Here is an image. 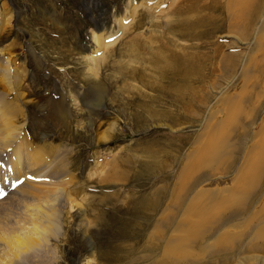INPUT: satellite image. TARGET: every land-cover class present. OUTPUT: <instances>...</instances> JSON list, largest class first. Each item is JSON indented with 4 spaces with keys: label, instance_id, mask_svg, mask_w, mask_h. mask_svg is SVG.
<instances>
[{
    "label": "rangeland",
    "instance_id": "1",
    "mask_svg": "<svg viewBox=\"0 0 264 264\" xmlns=\"http://www.w3.org/2000/svg\"><path fill=\"white\" fill-rule=\"evenodd\" d=\"M88 1L90 13L84 0H0V103L12 117L0 127V234L9 236L13 218L19 228L28 226L22 208L34 203H24L29 184L61 195L56 218L45 224L58 235L17 259L1 243L0 264H130L133 249L141 251L163 216L173 217L175 229L195 223L230 199L244 167L260 171L246 162L254 148V156L263 157L257 144L264 125V10L253 37L242 41L228 33L222 8L202 11L212 0L195 9L216 23L183 29L171 27L179 19L169 14L178 0ZM9 65L18 76L10 88L2 82ZM95 93L100 100L90 104ZM251 101L263 108L249 126L256 110ZM57 104L67 108L65 122L54 115ZM248 127L252 134L243 144L238 136ZM14 136L19 149L33 154L27 148L12 153L16 147L5 138ZM225 142L235 166L229 174L223 170L230 164L216 167L206 151ZM25 154L41 157L35 164L43 163L45 172L17 162ZM164 188L173 200L162 197L163 210L144 221L137 202ZM181 197L179 210L173 201ZM137 223L144 228L135 230ZM244 226L242 217L223 230L240 235ZM167 236L188 238L184 231ZM187 250L209 262L199 248Z\"/></svg>",
    "mask_w": 264,
    "mask_h": 264
},
{
    "label": "bare ground",
    "instance_id": "2",
    "mask_svg": "<svg viewBox=\"0 0 264 264\" xmlns=\"http://www.w3.org/2000/svg\"><path fill=\"white\" fill-rule=\"evenodd\" d=\"M84 1L86 5H88V12L90 13L92 5L88 0ZM200 2L201 0H178V3L176 2V5L169 12V14L173 15L176 19H179L175 21L172 26H170L173 28L177 23L176 27H180L183 29L187 26L198 28L213 24L216 20V18H214L215 16L209 17V15L207 16L201 14V11H197L195 9L198 6L202 5ZM211 5L212 6L210 7H203L202 11H204L206 8H210L212 12L216 13L219 7L222 8L229 22V26L227 27L228 33L237 35L238 39L242 41H248L253 37L252 31L254 24L258 21L259 15L264 10V0H229L227 5L225 6L221 5L220 0H212ZM1 7L2 6L0 4V8ZM191 13L194 14L190 19L188 17ZM217 27L220 28V26ZM100 40V36L95 39L97 46L96 48H99ZM96 52L97 51H90V54L94 55L96 54ZM233 66L234 62L225 65L224 69L227 70L232 68ZM13 70L14 69L12 65H9L8 67H5L4 75H2V82H4L5 85L9 88L18 79L17 75L12 74V72L15 73V70ZM93 77L96 78V75ZM20 97H22V95H20ZM99 100L100 93H95L94 96L89 100V102L91 104L92 102L95 103ZM255 102L251 101V103ZM256 103L255 107L257 106ZM255 107H253V110H256H254L252 119H250L251 121L249 126L256 123L263 108L262 106H260L259 108L258 106L257 108ZM54 108V115L56 116L57 121L61 123L65 122L68 114L66 106H64L63 104H57L54 106ZM3 109V105L0 103V127H3L6 124L12 122V117H9L8 113L6 111L4 112ZM234 114L235 112H230L229 116H233ZM225 122L227 123V120ZM262 126L263 129L260 132L262 140L260 139L261 143H258L257 146H259L258 151L263 157H258L257 153V156H254V148L246 162V165L248 166L252 164H259V173H253L252 171H250V169L248 170L247 167H244V170L242 169L243 171H240V176H237L238 181L242 182V184L237 185L235 189L233 188L234 190L231 189L232 192L230 191V199L227 201H221L223 203H217L216 208L214 207L215 210H217V212L215 213H210V210L204 214L201 213L200 219L196 220L195 223L187 222V224H184L182 227H179L178 225L179 228L176 227L175 229V220L173 219V217L171 218L170 215L163 216L164 219H161L160 222L158 221L160 225H158L159 223H157L155 225V228H152V232H150L147 236L150 240L142 245L141 251L139 250L137 252L135 249H133L134 260L131 261L130 264H138L143 261L147 262L146 264H201L203 259L195 257L192 253L188 252L187 249L192 247L199 248L202 252L206 253L209 262L204 264H232L238 256L246 254H248V256H245L242 259L240 258L241 260L238 264L261 263L260 261L263 260V257L260 256V254L264 256V125ZM244 128H242L243 132H241L238 136V140L243 144L251 137L252 134L249 127L247 129ZM5 143L11 147H16L12 153L18 154L20 151L26 152L27 147L25 149H19L22 146V142L20 141L18 136L6 137ZM231 150L232 149L226 146L225 142L221 146L212 144V146H209L206 151L210 155H212V158L214 160L212 158L211 160L212 162L214 161V165L217 161L218 166L216 167H223V165L219 164H224L226 162L230 164L227 165L225 167L226 169L223 170L225 171V174L227 172V174H229V172L235 169V166L229 163V159L231 158L232 154ZM235 150H237V152H240L239 149ZM208 153H204L205 157L206 155H209ZM32 154L27 155V159L26 154L24 158H17V162L22 163L26 170H31L34 174H42L43 172H45L43 171V169L46 166H43V163L35 164L41 161V157H34L35 155L33 156ZM208 162L209 161L205 162V164ZM251 169L254 170V167H252ZM246 170L252 173L248 175L246 174ZM121 179L125 180L124 177H121L120 180ZM59 190L60 189H56L54 187L43 185L38 186L33 183L29 184V186L25 189L27 198H23L24 203H28L30 200L34 202L33 204H23L24 209L22 208V210H25L24 214L26 216L28 226L19 228L18 222L13 218V223H11V225L16 226L14 227V229L7 230L9 236L6 235V233L0 234L3 237H0V245L1 243L7 245L9 250L12 252L13 258L17 259V257H19L23 252H28L29 250L39 246L42 243L47 244L50 241L51 237H56L58 235L56 234L57 232H59L57 228L52 229L51 227H49V225L45 224L50 223L52 219L56 218L58 209L55 203L59 201L61 196ZM168 193V190L165 188L159 191L154 190V192H151L150 195L141 198V200L137 202L136 208L140 210V216H143L147 219H145L144 221H151L153 217L152 215H156L159 209L163 210V205L165 202H162V197L166 199V202L168 201V199L173 200V197H171L172 194L169 193V196ZM259 201L262 202V206L258 211H255L257 210L255 209V206ZM184 202V197H181L180 203H175L173 201V206H176L179 210H181L184 208ZM192 212L194 214L200 215V213H195L194 210H192ZM242 217L245 219L244 227H246L243 233H241L240 235H234V233H231L230 231L223 230L224 227L228 226L229 222ZM140 221H142V218ZM144 221L141 222L143 225L145 224L143 223ZM141 223H137L138 225H135L134 227H138L140 228V230H142L144 226H141ZM149 227V225L146 227V231ZM135 230H137V228ZM171 231L175 233L177 231H184L188 234V238L185 240L169 238L167 234ZM181 237H183V235ZM142 254L144 255L142 256ZM250 254L255 255L252 256ZM115 255H118L120 260L122 259L119 251L116 252ZM120 260L118 262H120ZM262 263L264 264V262Z\"/></svg>",
    "mask_w": 264,
    "mask_h": 264
}]
</instances>
